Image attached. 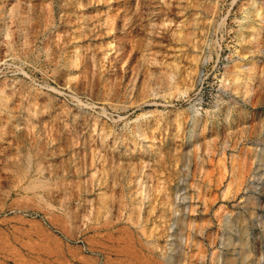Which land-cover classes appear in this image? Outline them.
I'll use <instances>...</instances> for the list:
<instances>
[{
  "label": "rangeland",
  "instance_id": "obj_1",
  "mask_svg": "<svg viewBox=\"0 0 264 264\" xmlns=\"http://www.w3.org/2000/svg\"><path fill=\"white\" fill-rule=\"evenodd\" d=\"M0 264H264V0H0Z\"/></svg>",
  "mask_w": 264,
  "mask_h": 264
}]
</instances>
